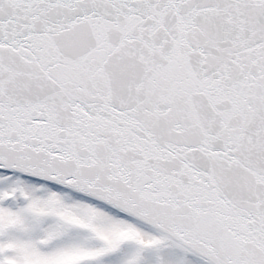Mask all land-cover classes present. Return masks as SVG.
Returning a JSON list of instances; mask_svg holds the SVG:
<instances>
[{
    "label": "snow or ice",
    "instance_id": "1",
    "mask_svg": "<svg viewBox=\"0 0 264 264\" xmlns=\"http://www.w3.org/2000/svg\"><path fill=\"white\" fill-rule=\"evenodd\" d=\"M0 264H264V0H0Z\"/></svg>",
    "mask_w": 264,
    "mask_h": 264
}]
</instances>
